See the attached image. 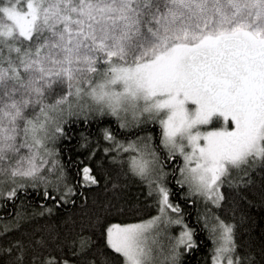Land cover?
<instances>
[{
  "label": "trees",
  "instance_id": "1",
  "mask_svg": "<svg viewBox=\"0 0 264 264\" xmlns=\"http://www.w3.org/2000/svg\"><path fill=\"white\" fill-rule=\"evenodd\" d=\"M47 1L61 9L53 24L41 20L40 0H0V145L6 150L0 155V264H126L108 244V230L156 216L162 183L194 233L178 264H211V228L219 223L230 227L235 264H264V138L260 156L221 180L217 206L202 207L180 183L181 158L168 152L154 122L124 130L112 115L69 119L48 147L51 161L42 174L20 170L32 149L29 123L73 88L96 82L112 64L150 62L167 49L235 34L239 26L264 32V0ZM32 7L37 18L26 39L6 12L24 16ZM78 39L88 46L84 58L75 51ZM139 140L154 154L156 180L135 172V152L126 147Z\"/></svg>",
  "mask_w": 264,
  "mask_h": 264
},
{
  "label": "rangeland",
  "instance_id": "2",
  "mask_svg": "<svg viewBox=\"0 0 264 264\" xmlns=\"http://www.w3.org/2000/svg\"><path fill=\"white\" fill-rule=\"evenodd\" d=\"M63 1L66 5L71 0ZM40 4L45 9L41 20L55 23L59 19L55 14L61 9L47 0H40ZM31 9L30 13L24 11V16L13 9L6 12L18 34L26 39L31 37L37 18ZM7 25L14 27L11 22ZM77 25V32L83 30ZM239 28L235 34L167 49L150 62L112 64L96 82L73 88L60 105L49 106L29 123L32 149L20 159V170L33 177L49 165L48 147L69 119L112 115L124 130L133 124L154 122L161 126L168 152L175 151L181 158L180 183L202 207L217 206L222 198L221 180L250 156H260L264 138V32ZM225 41L226 53L219 54L217 47ZM97 44L106 59L113 56L105 44L98 40ZM74 45L80 57L87 56L84 41L78 39ZM1 145L0 155L6 153ZM145 145L139 140L126 148L135 152L134 171L145 176L155 174L156 180L157 164L151 163L154 154L151 150L147 153ZM9 179L12 184L15 176ZM162 185L156 216L140 223L113 225L108 230V244L124 256L126 264H178L182 250L193 245L192 227L184 221L181 206L170 201L168 188ZM211 234L216 244L211 264H235L230 227L219 223L211 228Z\"/></svg>",
  "mask_w": 264,
  "mask_h": 264
},
{
  "label": "flooded vegetation",
  "instance_id": "3",
  "mask_svg": "<svg viewBox=\"0 0 264 264\" xmlns=\"http://www.w3.org/2000/svg\"><path fill=\"white\" fill-rule=\"evenodd\" d=\"M225 44H226V41H225V43H224L223 46H221V47H217V49L219 50V54L226 53V51L224 50V46H225ZM237 44H241V43H237ZM231 45H235V42H232Z\"/></svg>",
  "mask_w": 264,
  "mask_h": 264
},
{
  "label": "bare ground",
  "instance_id": "4",
  "mask_svg": "<svg viewBox=\"0 0 264 264\" xmlns=\"http://www.w3.org/2000/svg\"><path fill=\"white\" fill-rule=\"evenodd\" d=\"M64 70H65V69H64ZM75 79H76V78H75ZM81 81H82V80H81ZM135 128H136V127H135ZM125 132H126V131H125ZM163 162H164V161H163ZM175 166H176V165H175ZM37 174H38V173H37ZM37 174H36V175H37ZM41 174H42V173H41ZM26 178H27V177H26ZM6 202H7V201H6ZM9 202H10V201H9ZM181 205H182V204H181ZM158 209H159V208H158ZM157 213H158V212H157Z\"/></svg>",
  "mask_w": 264,
  "mask_h": 264
}]
</instances>
